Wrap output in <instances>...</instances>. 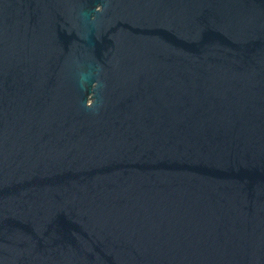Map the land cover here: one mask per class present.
Segmentation results:
<instances>
[{
    "label": "water",
    "instance_id": "obj_1",
    "mask_svg": "<svg viewBox=\"0 0 264 264\" xmlns=\"http://www.w3.org/2000/svg\"><path fill=\"white\" fill-rule=\"evenodd\" d=\"M0 264H264V0H0Z\"/></svg>",
    "mask_w": 264,
    "mask_h": 264
}]
</instances>
